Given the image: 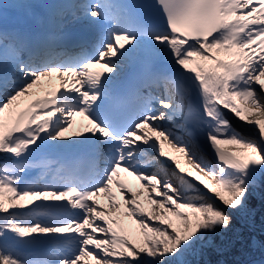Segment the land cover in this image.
Listing matches in <instances>:
<instances>
[{"label": "snow or ice", "instance_id": "obj_1", "mask_svg": "<svg viewBox=\"0 0 264 264\" xmlns=\"http://www.w3.org/2000/svg\"><path fill=\"white\" fill-rule=\"evenodd\" d=\"M6 7L0 264L264 248V0H48L42 15L13 0L11 25Z\"/></svg>", "mask_w": 264, "mask_h": 264}, {"label": "rangeland", "instance_id": "obj_2", "mask_svg": "<svg viewBox=\"0 0 264 264\" xmlns=\"http://www.w3.org/2000/svg\"><path fill=\"white\" fill-rule=\"evenodd\" d=\"M255 203L257 204V207L259 206V201H255ZM255 223H258L259 225H264L261 222V215L258 213L256 216V221ZM234 227L236 229H243L245 235L247 236L249 234V229L247 227H245V225L241 224L240 222H236L234 224ZM219 242V241H217ZM256 248H261V247H254L251 248L256 249ZM262 251L260 252L259 256H262L261 258L264 257V248H261ZM249 251V248L246 247H242L241 245H236L235 247H232L230 249H228L227 251L224 252H217L215 250H209L204 256H196V257H190V259L192 260L193 264H197V262H199V264H205V262L210 261L211 264H219L220 261H225V263L227 264V258L229 257L230 259H233L234 261H238L241 262L245 259V255L247 254V252ZM226 253V254H225ZM227 257V258H226ZM229 264V263H228ZM254 264H259L254 262Z\"/></svg>", "mask_w": 264, "mask_h": 264}, {"label": "bare ground", "instance_id": "obj_3", "mask_svg": "<svg viewBox=\"0 0 264 264\" xmlns=\"http://www.w3.org/2000/svg\"><path fill=\"white\" fill-rule=\"evenodd\" d=\"M233 120H235V119L233 118ZM262 229H264V226H256L255 225V233H256L259 241H264V230H262ZM261 262H263V261H261Z\"/></svg>", "mask_w": 264, "mask_h": 264}, {"label": "trees", "instance_id": "obj_4", "mask_svg": "<svg viewBox=\"0 0 264 264\" xmlns=\"http://www.w3.org/2000/svg\"><path fill=\"white\" fill-rule=\"evenodd\" d=\"M229 264H238L239 262L234 261L233 259H230L229 257L227 258Z\"/></svg>", "mask_w": 264, "mask_h": 264}]
</instances>
